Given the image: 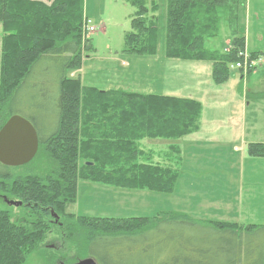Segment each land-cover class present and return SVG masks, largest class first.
Here are the masks:
<instances>
[{"label": "trees", "instance_id": "1", "mask_svg": "<svg viewBox=\"0 0 264 264\" xmlns=\"http://www.w3.org/2000/svg\"><path fill=\"white\" fill-rule=\"evenodd\" d=\"M49 1L0 0V125L14 115L6 110L20 88L27 86V95L31 92L35 105L42 107L29 116L38 136L34 157L20 167L0 163V194L23 203L20 217L0 205V264H24L30 255L56 258L52 247L40 244L50 231L65 238L59 250L62 257L73 251L71 262L81 255L102 264H241L244 253L250 264H264V242H244L249 236L264 239V224L242 226L237 221L198 220L183 212H166L154 217H68L63 227L51 229L50 209L62 214L63 205L76 201L81 182L172 193L180 176V159L156 160L153 150L143 149L140 142L179 139L195 132L202 107L193 99L120 88L101 91L82 84L79 75H66V69L81 68L84 50L91 49L82 34L83 0ZM126 1L136 11L124 36L125 46L140 56L154 54L159 28L150 11L155 12L157 4ZM224 4L227 0H167L164 17L165 56L211 60L216 84L230 78L229 65L242 59L238 53L244 51V34L238 26L232 29L226 52L204 45L215 36L220 9L235 6L238 13L243 6L242 2ZM42 61L56 65L53 101L40 84H28ZM253 94L264 96V90ZM246 154L264 157V143H248ZM31 165L34 172L28 169Z\"/></svg>", "mask_w": 264, "mask_h": 264}, {"label": "rangeland", "instance_id": "2", "mask_svg": "<svg viewBox=\"0 0 264 264\" xmlns=\"http://www.w3.org/2000/svg\"><path fill=\"white\" fill-rule=\"evenodd\" d=\"M125 1L84 0L83 10L86 9L88 15L91 16L93 20L91 25L94 30L87 35L92 49L84 50L85 60L79 73L81 82L101 91L117 85L116 88L127 91L143 94L157 93L153 90L154 86H150L153 80L147 82L144 74L148 73L149 78L155 75L153 71L148 70L154 67V63L150 60L155 61L163 54L167 0H154L158 6L157 46L159 48L152 58L123 52V49L128 51L124 36L131 29L132 14L136 10L130 2ZM145 1L149 3L148 0ZM243 2L245 5L240 7L241 12L235 13V6L231 7L232 10L230 7L219 10L220 38H217L214 43L222 45L229 40L231 30L239 25V22L241 29L248 30L245 32L248 33L250 48L253 46L262 50L260 53L262 59L258 62L257 69L251 71L250 74L251 82L255 83V86L252 83L247 84L250 81L240 84L239 93H242V96L240 94L238 105L237 102L233 103V100L229 101L232 96L228 89L233 87V83L229 82L217 91V101L208 102L205 105L207 116L223 117L227 111L240 109L241 104V107L245 108L242 135L234 136L233 132L224 131L221 127L214 128V132L210 129L205 136H200L202 140L195 144L194 154H191V157L186 159L187 163L182 165L181 179L170 194L115 189L100 184L81 182L77 188L76 201L67 204L69 211H74L78 216L113 218L154 217L166 212H183L198 220L237 221L242 226L264 224V157L253 158L246 154L248 143L264 142V96H255L248 92V87L251 89L250 92L264 90V0H243ZM233 13L237 15L235 19H233ZM259 34L262 36L261 39L257 37ZM206 47L210 48L207 43ZM247 52L251 53L248 50ZM121 59H125L128 65H122ZM65 71L66 75L71 76L78 73V70L70 72L66 69ZM55 73L54 63L39 62L28 84H40L49 92V97L53 101L56 93ZM239 76L238 70H231L230 77L238 78ZM30 89L33 92L36 90L35 86ZM26 90L27 86L19 89L16 99L11 108L6 110V114H10L9 111H11L31 123L29 116L36 114L35 112L42 107L38 108L35 105V97H31V92L27 95ZM244 91L247 92L246 98ZM245 102H248L246 107ZM230 136L231 140H238L234 141V144L227 145L228 143L225 142L230 141ZM28 169L34 172L32 165ZM52 169L51 167L48 171ZM11 211L15 216L20 217L19 209L11 208ZM18 212L20 213L17 215ZM53 234L58 235L56 231H50L40 244L51 249V246L43 241L55 238ZM247 240L253 245H261L264 242L263 238L253 240L249 236L244 240L245 245ZM75 243L78 242L75 241ZM52 248L58 254L56 258L30 255L24 264H69L73 262H71L74 257L73 251L62 257L59 245ZM76 258L84 257L76 255ZM241 258V264L252 262V260L245 259L244 253L241 254ZM97 263L102 264L98 261Z\"/></svg>", "mask_w": 264, "mask_h": 264}, {"label": "crops", "instance_id": "3", "mask_svg": "<svg viewBox=\"0 0 264 264\" xmlns=\"http://www.w3.org/2000/svg\"><path fill=\"white\" fill-rule=\"evenodd\" d=\"M38 1H42L45 3H50L49 0H38ZM127 2V1H125ZM149 3H146L147 6H150L152 3H154V0H148ZM236 5L240 2H242L243 6L245 5V2H243V0H227V5L230 4ZM167 3V1H166ZM226 4H224V7H227ZM83 6H84V0H83ZM242 6V7H243ZM166 9L167 7H165V13H166ZM157 10H158V6H157ZM157 10L155 12L150 11V13L153 16L157 17V21L159 20V16H157ZM136 11V10H135ZM135 11L133 12V16L135 14ZM239 12L240 9L238 10ZM243 12V11H242ZM83 15L85 18H87L88 20H90V22H92V18L90 15H88V11L83 10ZM93 23V22H92ZM240 25V22H239ZM238 26V30H240V26ZM236 26V27H237ZM219 26H216V29ZM216 29L214 30L215 32V36L214 37H210V39H208L205 42V47H206V43L210 46V48H207L209 50H213L217 53H224L228 50V47L230 46L231 42H232V34L230 33L231 37L229 40H226V42L222 45H215V40H217V38L219 37V31ZM233 30H231L232 32ZM241 31L244 34V48L245 50H248L249 52H251V54H256V55H261V49L259 48H254L252 46V48H250L251 46L249 45V40H248V33L245 31V29H241ZM217 33V34H216ZM227 36V35H226ZM259 39L262 38V36L259 34L257 36ZM0 45H1V34H0ZM89 45L92 49V45L89 42ZM164 47V46H163ZM158 46L156 45L154 47V54L152 55H145V57H154V55L157 54L158 51ZM254 48V49H253ZM165 51V47L163 49V54L161 55L160 58H158L155 61L150 60V62L154 63V67L153 68H148V70H151L155 73V75L153 74V77L149 78V74H144V78L147 80V82L153 80L152 84L150 86H154L153 90L157 91L156 92H146V94H158V95H164V96H171V97H178V98H186V99H193L198 101L201 104V113H200V117L198 120V128L195 132L186 135L182 138L179 139H144L143 141L140 142V146L145 149V150H153V153H155V155L153 156L156 160L160 159V157H164L167 158L169 157L170 160L174 159L176 161V158H179V162L180 165V176L178 178V182L181 179V175H182V165L186 164L187 161L190 157L191 154H194L193 149H195V144L198 143L200 139V136H205L206 132L209 131L210 129H212V131L214 132V128H224V131L227 132H233V135H237V136H241L242 135V130H243V114L245 113V108L241 107L240 104V109H237L235 111H227L225 112V114L223 115V117H209L207 116V112L205 110V105L208 102H215L217 101V91H220L223 86H225L226 84H228L229 82L233 83V87L228 89L231 92V99H229V101H232L233 103L237 102L239 105V96L242 93H239L240 91V84L242 83H246L248 81H250L247 84H251V77L250 74L248 73V75H242L240 72V76L238 78L236 77H230L226 82L222 83V84H216L214 82V79L212 77V61L211 60H183V59H173V58H168L165 56L164 54ZM123 52L126 54H130L129 51L124 50ZM140 57V56H139ZM143 57V56H141ZM85 60V59H84ZM84 60L82 61V64L84 62ZM149 62V61H148ZM120 63L122 65H128V62L125 59H121ZM82 67V66H81ZM80 71L81 68L78 70L77 74L74 75H79L80 76ZM157 71V72H156ZM248 77V78H247ZM143 81L145 82V80L143 79ZM146 82V83H147ZM258 82V79L256 80V84ZM255 86V83H252ZM116 86H113L110 89H114L116 88ZM248 92L251 95H255L253 94V92H250L251 89H249L248 87ZM245 94V98L247 96V92L244 91ZM240 96V97H241ZM228 100V99H227ZM248 102H245V107L247 106ZM241 131V132H240ZM231 136H230V141H226L225 143L229 144H234V141H237L238 139L235 140H231ZM205 139H203L204 141ZM236 143V142H235ZM251 143H264V142H251ZM173 151V152H172ZM177 186V184H176Z\"/></svg>", "mask_w": 264, "mask_h": 264}, {"label": "water", "instance_id": "4", "mask_svg": "<svg viewBox=\"0 0 264 264\" xmlns=\"http://www.w3.org/2000/svg\"><path fill=\"white\" fill-rule=\"evenodd\" d=\"M38 136L33 125L20 115L9 116L0 127V163L6 166H21L36 154ZM91 165V162H87ZM8 204L20 205V201L7 200ZM69 264H97L92 257L77 259Z\"/></svg>", "mask_w": 264, "mask_h": 264}, {"label": "flooded vegetation", "instance_id": "5", "mask_svg": "<svg viewBox=\"0 0 264 264\" xmlns=\"http://www.w3.org/2000/svg\"><path fill=\"white\" fill-rule=\"evenodd\" d=\"M2 126V124L0 125V127ZM27 164V163H26ZM3 165V164H2ZM25 165V164H24ZM6 166V165H4ZM23 166V165H21ZM9 167H20V166H9ZM7 200H14V201H20L21 204L16 206V205H12V204H8L7 203ZM6 205L10 208H14V209H21V207L23 206V203H22V200L18 199V198H13V197H9L8 195L6 194H0V205ZM69 206L67 205H63L62 207V214H59L57 213L56 211H54L53 209H50L49 211V217L50 219L49 222H50V225H51V229L52 230H58L57 227H63V223L65 222V219L68 218V217H78V215H76L74 213V211H69ZM13 213V212H11ZM60 231V230H59ZM56 234L58 235H54L55 238H51L49 239V241H46V239L43 241V243L45 242L46 245H49L51 247H54L55 245H61L64 243V237L60 236L59 233L56 232Z\"/></svg>", "mask_w": 264, "mask_h": 264}, {"label": "built area", "instance_id": "6", "mask_svg": "<svg viewBox=\"0 0 264 264\" xmlns=\"http://www.w3.org/2000/svg\"><path fill=\"white\" fill-rule=\"evenodd\" d=\"M93 30V26L88 25L87 23L83 24V34L92 32ZM239 57L242 59L236 61L235 64L231 65V67L241 69L244 72L251 70L253 67L258 65V62L261 61L260 57H250L245 51L239 52L238 58Z\"/></svg>", "mask_w": 264, "mask_h": 264}, {"label": "bare ground", "instance_id": "7", "mask_svg": "<svg viewBox=\"0 0 264 264\" xmlns=\"http://www.w3.org/2000/svg\"><path fill=\"white\" fill-rule=\"evenodd\" d=\"M9 167V166H8Z\"/></svg>", "mask_w": 264, "mask_h": 264}]
</instances>
